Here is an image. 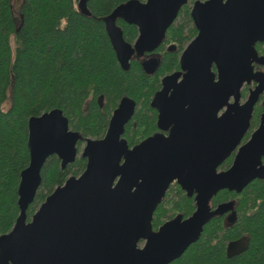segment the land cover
I'll return each mask as SVG.
<instances>
[{"label": "water", "instance_id": "1", "mask_svg": "<svg viewBox=\"0 0 264 264\" xmlns=\"http://www.w3.org/2000/svg\"><path fill=\"white\" fill-rule=\"evenodd\" d=\"M75 1L78 12L90 17L88 0ZM187 2L130 0L115 9L105 23L120 67L127 69L135 53L157 48ZM119 17L137 28L133 45L115 27ZM190 17L197 34L179 58L182 72L164 76L151 102L158 110V127L169 129L168 136L130 149L121 137L135 104L123 99L104 137L85 141L82 174L56 187L27 222L25 212L46 160L56 156L61 168L72 164L80 140L60 110L29 118V162L18 186L20 212L12 229L0 236V264H171L199 239L212 217L232 210L231 204L211 210L218 192L240 193L264 179V100L258 127L242 143L264 92V78L253 68L255 61L263 63L254 45L264 42V0H196ZM149 67L155 68L153 61L144 62ZM255 80L240 104L242 88ZM233 152L231 166L219 171ZM172 182L194 196L195 210L153 233V213ZM247 248L246 237L231 241L226 257Z\"/></svg>", "mask_w": 264, "mask_h": 264}, {"label": "trees", "instance_id": "2", "mask_svg": "<svg viewBox=\"0 0 264 264\" xmlns=\"http://www.w3.org/2000/svg\"><path fill=\"white\" fill-rule=\"evenodd\" d=\"M128 1L88 0L90 17H85L78 12L75 0H0V236L12 229L20 212L18 186L29 162V118L60 110L80 140L72 164L61 168L56 156L46 160L35 198L25 212L27 222L56 187L82 174L86 159L78 155L79 149L87 139L104 137L110 117L123 99L136 106L135 126L129 123L122 137L130 149L166 134L158 127L151 101L161 78L180 71L179 56L197 34L191 7L187 2L178 10L157 51L162 53L166 45L173 44L176 52L164 53L158 68L148 74L134 59L127 69L120 67L106 28V19ZM114 25L124 41L133 45L137 28L122 17ZM254 49L258 59H264V42H257ZM254 66L255 74L264 78V62L256 61ZM248 90V85L244 86L241 96ZM100 96L102 109L97 103ZM262 113V104H256L243 143L258 127ZM233 155L224 159L219 171L231 166ZM261 162L264 165V158ZM227 202L233 206V223L222 216L212 217L199 239L171 264H264V179L252 181L240 193L218 192L210 208ZM194 210V196L171 183L153 213L152 232L167 221L188 218ZM241 237L248 239L247 250L228 259L227 244Z\"/></svg>", "mask_w": 264, "mask_h": 264}, {"label": "flooded vegetation", "instance_id": "3", "mask_svg": "<svg viewBox=\"0 0 264 264\" xmlns=\"http://www.w3.org/2000/svg\"><path fill=\"white\" fill-rule=\"evenodd\" d=\"M161 45V43L157 46V48H155L153 51H151V52H143V53H141V54H137V53H135L134 54V56L132 57V59L131 60H136V61H138L140 64H141V66H142V68L144 69V71L146 72V73H148V74H152L153 72H154V70L156 69V68H158V66H159V64H160V62H161V59H162V57H163V54L164 53H175L176 52V47H175V45H173V44H168V45H166V47L163 49V52L162 53H160V52H157V51H159V49H160V46ZM182 54V53H181ZM181 54H180V56H181ZM180 56H179V58H180ZM130 60V61H131ZM261 60V59H260ZM263 60V62H264V59H262ZM153 61V64H154V66H155V68L152 70L151 69V67H149V71L148 70H146L145 68H144V62H152ZM259 61V60H258ZM256 62V61H255ZM254 62V63H255ZM260 62V61H259ZM130 63V62H129ZM179 63V62H178ZM254 63H253V68H254V72H255V66H254ZM261 63V62H260ZM149 65H151V64H149ZM152 70V71H151ZM175 72V71H174ZM180 72H182V70L180 69ZM173 73V72H172ZM169 75V74H168ZM166 76V75H165ZM164 77V76H163ZM162 77V78H163ZM162 78H161V80H162ZM161 80H160V89H161ZM160 89L158 90V92L160 91ZM157 93V92H156ZM155 93V94H156ZM155 96V95H154ZM154 98V97H153ZM153 100V99H152ZM152 102V101H151ZM97 103H98V105H99V108L100 109H102V107H103V97L102 96H100L98 99H97ZM151 108H152V106H151ZM152 109H154V110H156V115H157V124H158V110L157 109H155V108H152ZM135 111H136V106H135ZM134 115H135V112H134ZM134 115H133V117H134ZM133 117H132V119L124 126V130H125V128H126V126H128L129 125V123H132V125L133 126H135V123H134V121H133ZM111 118V117H110ZM109 124V123H108ZM166 131V134H164V136H168V132H169V129L168 130H165ZM123 135H124V132H123ZM123 135H122V137H123ZM121 137V138H122ZM231 154H234L235 155V153L233 152V153H231ZM234 155H233V157H234ZM173 183V182H172ZM176 183V182H175ZM223 204H231V206H232V203H223ZM221 205V204H220ZM231 215H234V213H233V206H232V210L230 211V212H228V213H226V214H224L222 217L225 219V222H227V223H233V221L231 222L230 221V216ZM234 219H235V215H234ZM226 252V251H225ZM236 257V256H235ZM233 258V257H232ZM230 259V258H229Z\"/></svg>", "mask_w": 264, "mask_h": 264}, {"label": "rangeland", "instance_id": "4", "mask_svg": "<svg viewBox=\"0 0 264 264\" xmlns=\"http://www.w3.org/2000/svg\"><path fill=\"white\" fill-rule=\"evenodd\" d=\"M200 1H204V0H200ZM17 4H18V1H17ZM188 5H189V7H192L193 3L191 2V0L188 1ZM255 73H256V71H255ZM257 78H258V77H256V79H257ZM244 86H247V85H244ZM255 86H256V80H255V81H252L250 84H248V87H249V90H248V91L253 90ZM243 88H244V87H243ZM243 88H242V90H243ZM248 94H249V92L246 93L245 97H242V96H241V99H240V102H239L240 104H242V103L247 99ZM263 100H264V92H263L262 95L260 96V99H259V101H258L257 104H260V105H261L262 102H263ZM5 106H7V104H6ZM242 143H243V142H242ZM84 145H85V143H84V144L82 145V147L79 149V153H78L79 156L81 155V152H82V149H83ZM140 246H141V245H140Z\"/></svg>", "mask_w": 264, "mask_h": 264}]
</instances>
